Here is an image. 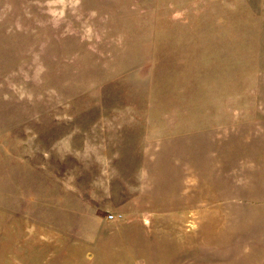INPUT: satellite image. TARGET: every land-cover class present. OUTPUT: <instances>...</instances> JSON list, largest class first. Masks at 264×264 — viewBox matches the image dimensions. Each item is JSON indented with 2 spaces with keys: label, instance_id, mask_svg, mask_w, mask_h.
I'll use <instances>...</instances> for the list:
<instances>
[{
  "label": "rangeland",
  "instance_id": "obj_1",
  "mask_svg": "<svg viewBox=\"0 0 264 264\" xmlns=\"http://www.w3.org/2000/svg\"><path fill=\"white\" fill-rule=\"evenodd\" d=\"M0 264H264V0H0Z\"/></svg>",
  "mask_w": 264,
  "mask_h": 264
},
{
  "label": "built area",
  "instance_id": "obj_2",
  "mask_svg": "<svg viewBox=\"0 0 264 264\" xmlns=\"http://www.w3.org/2000/svg\"><path fill=\"white\" fill-rule=\"evenodd\" d=\"M114 218H115L114 215H111V216H110V219H111V220L114 219Z\"/></svg>",
  "mask_w": 264,
  "mask_h": 264
}]
</instances>
